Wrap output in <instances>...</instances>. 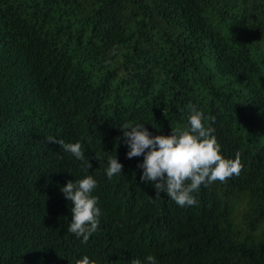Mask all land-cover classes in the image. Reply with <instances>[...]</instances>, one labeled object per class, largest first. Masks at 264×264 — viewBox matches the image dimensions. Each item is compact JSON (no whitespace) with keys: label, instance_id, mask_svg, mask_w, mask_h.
Instances as JSON below:
<instances>
[{"label":"trees","instance_id":"obj_1","mask_svg":"<svg viewBox=\"0 0 264 264\" xmlns=\"http://www.w3.org/2000/svg\"><path fill=\"white\" fill-rule=\"evenodd\" d=\"M190 106L243 168L180 207L141 181L120 127L179 134ZM49 137L79 142L91 168ZM88 175L101 214L85 244L61 189ZM148 255L264 264V0H0V264Z\"/></svg>","mask_w":264,"mask_h":264},{"label":"clouds","instance_id":"obj_2","mask_svg":"<svg viewBox=\"0 0 264 264\" xmlns=\"http://www.w3.org/2000/svg\"><path fill=\"white\" fill-rule=\"evenodd\" d=\"M189 117L190 128L179 134L174 131L170 136L157 135L145 128L144 124L125 123L120 127L123 132V142L130 149L126 156L128 159L143 156V163L137 167L143 169L140 179L143 182H155L156 198H161V193H166L178 206H194L197 204L192 193L199 190L201 185L207 186L216 181L225 182L233 175L239 176L243 165L240 153L235 159H225L221 155V148L214 135L215 129L205 127L202 122L205 117L202 111L194 106ZM119 140V138H118ZM49 143H58L63 150L70 152L78 160L85 161V168L89 170L91 164L82 151V145L64 144L62 140L49 137ZM147 150V151H146ZM97 159V158H96ZM123 165L116 156L108 158L106 175L109 179L121 175ZM97 187V181L92 175L72 182L69 181L61 189L65 198L72 202V221L67 231L76 238H82V243H87L89 238L99 228L100 209L96 206L98 198L91 193ZM76 264H96L84 256ZM131 264H157L153 255L145 257L142 262L133 259Z\"/></svg>","mask_w":264,"mask_h":264}]
</instances>
